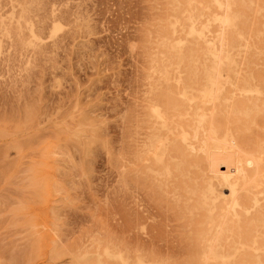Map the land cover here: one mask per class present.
<instances>
[{
    "label": "rangeland",
    "instance_id": "obj_1",
    "mask_svg": "<svg viewBox=\"0 0 264 264\" xmlns=\"http://www.w3.org/2000/svg\"><path fill=\"white\" fill-rule=\"evenodd\" d=\"M0 264H264V0H0Z\"/></svg>",
    "mask_w": 264,
    "mask_h": 264
},
{
    "label": "bare ground",
    "instance_id": "obj_2",
    "mask_svg": "<svg viewBox=\"0 0 264 264\" xmlns=\"http://www.w3.org/2000/svg\"><path fill=\"white\" fill-rule=\"evenodd\" d=\"M160 115H161V113H160ZM159 115V116H160ZM164 115V114H163ZM166 117V116H165ZM159 119V118H158ZM162 119H164V118H162ZM168 119H170V118H168ZM166 120H167V118H166ZM169 121V120H168ZM166 122V121H165ZM168 125V124H167ZM166 127V126H165ZM168 127V126H167ZM169 128H171V126L169 127ZM168 128V129H169ZM172 128H173V126H172ZM178 128V127H177ZM174 129V128H173ZM156 130H157V128H156ZM159 130V129H158ZM175 130V132H176V129H174ZM172 131V130H171ZM183 131V130H182ZM157 132V131H156ZM159 132V131H158ZM164 132V131H163ZM166 132V131H165ZM172 133V132H171ZM177 133V132H176ZM184 133V132H183ZM160 134V133H159ZM174 134V133H173ZM172 134V135H173ZM178 134V133H177ZM155 135V134H154ZM156 135H158L157 133H156ZM153 136V135H152ZM174 136H177L176 134H174ZM159 137V136H158ZM158 137H156V138H158ZM152 138H154V137H152ZM159 138H161V137H159ZM161 141V140H160ZM155 143V142H154ZM154 145V144H153ZM156 148H157V146H156ZM158 150H159V147H158ZM154 151V150H153ZM238 183H240V182H238ZM244 183V182H243ZM243 185V184H242ZM243 186H245V184L243 185ZM242 186V187H243ZM235 211H236V209H235Z\"/></svg>",
    "mask_w": 264,
    "mask_h": 264
}]
</instances>
